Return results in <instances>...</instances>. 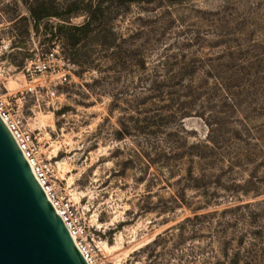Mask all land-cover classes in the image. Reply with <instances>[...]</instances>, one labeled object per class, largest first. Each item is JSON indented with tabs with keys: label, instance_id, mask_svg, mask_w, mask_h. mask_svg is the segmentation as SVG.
<instances>
[{
	"label": "rangeland",
	"instance_id": "obj_1",
	"mask_svg": "<svg viewBox=\"0 0 264 264\" xmlns=\"http://www.w3.org/2000/svg\"><path fill=\"white\" fill-rule=\"evenodd\" d=\"M32 2L0 0V94L98 263L264 264L247 253L264 259V216L223 215L264 200V0H48L99 8L74 50L45 29L60 18L35 29ZM53 51L54 72L26 75Z\"/></svg>",
	"mask_w": 264,
	"mask_h": 264
},
{
	"label": "water",
	"instance_id": "obj_2",
	"mask_svg": "<svg viewBox=\"0 0 264 264\" xmlns=\"http://www.w3.org/2000/svg\"><path fill=\"white\" fill-rule=\"evenodd\" d=\"M0 264H87L1 118Z\"/></svg>",
	"mask_w": 264,
	"mask_h": 264
},
{
	"label": "trees",
	"instance_id": "obj_3",
	"mask_svg": "<svg viewBox=\"0 0 264 264\" xmlns=\"http://www.w3.org/2000/svg\"><path fill=\"white\" fill-rule=\"evenodd\" d=\"M29 12L31 16L33 17L35 21V29L38 30L40 23L44 22L48 18L56 17L60 18V20L63 22L59 26L56 27L55 33L53 32V28L46 24L47 30H51V33L55 37H59L63 40V44L68 49H77L81 43L84 41V38L87 37L89 34H91L98 25V22L100 21L98 17L99 8H95L92 3H82L81 6H76V4H72L66 14H55L54 8L52 6V3H49L48 0H33V2L29 6ZM83 15L86 17V20L83 24L80 25H73L70 23V19L77 17L79 15ZM65 59L74 65V63L67 57ZM159 82L156 81V79L152 80L150 82L149 90H152L153 92H156L155 95L160 94L159 93ZM264 206V200L257 202V203H245L237 205L236 207H232L229 209H226L223 211V215L226 214H234V219L238 222H244L248 223L250 225L258 224V221L262 216H264V212L257 211L255 209L261 208ZM217 214V212H211L207 214L202 215H195L192 218H186L183 222L177 225V228L179 230V236L183 237L186 230L190 229L193 233L196 231V223L200 222L203 219L209 218L211 216H214ZM262 229L256 230V231H250L245 233L244 236H250L254 239H259L262 237ZM171 230H168L164 233V235H168ZM164 235H160L157 237V239L148 246V248H155L158 246L163 240ZM239 245H244L243 238L239 242ZM255 245L253 244V246ZM249 256L252 258L253 261L260 263L264 262V259H260L258 253L256 251L249 250L247 251ZM240 254H235V257L233 258L232 264H238L240 261L239 258Z\"/></svg>",
	"mask_w": 264,
	"mask_h": 264
},
{
	"label": "built area",
	"instance_id": "obj_4",
	"mask_svg": "<svg viewBox=\"0 0 264 264\" xmlns=\"http://www.w3.org/2000/svg\"><path fill=\"white\" fill-rule=\"evenodd\" d=\"M59 56L56 51L50 52L44 59L31 61L25 67L26 75L33 78L39 74L46 72H54L56 62ZM68 77L64 74L60 77V81H67ZM12 108H8L6 101L0 94V118L6 125L12 137L16 141L18 147L25 156L28 164L30 165L36 179L41 185L44 193L46 194L51 205L65 224L68 232L72 236L75 244L85 259L87 264H99L95 258L92 249L88 248L85 243V230L77 221V211L70 201L62 198L54 190L53 186L48 183L47 175L43 167L38 163L32 150L31 135L23 128L22 120L19 117L13 118L11 113Z\"/></svg>",
	"mask_w": 264,
	"mask_h": 264
}]
</instances>
